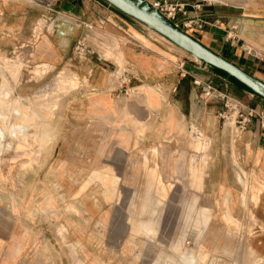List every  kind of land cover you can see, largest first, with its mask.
Instances as JSON below:
<instances>
[{
	"label": "rangeland",
	"instance_id": "obj_1",
	"mask_svg": "<svg viewBox=\"0 0 264 264\" xmlns=\"http://www.w3.org/2000/svg\"><path fill=\"white\" fill-rule=\"evenodd\" d=\"M206 2L234 8V20L243 14L242 35L264 52V0ZM42 37L28 52L0 44V264H186V257L208 264L211 253L237 254L243 264L264 259L256 188L237 159L229 173L208 169L216 144L203 129H188L164 155L157 144L144 145L132 186L124 183L126 172L121 186L119 171L94 176L76 165L82 155L74 157V169L59 170L54 153L79 124L57 121L66 120L67 99L87 83L74 68L53 69L36 56ZM116 48L120 53L118 42ZM220 178L237 185L215 186ZM231 194L240 201H229Z\"/></svg>",
	"mask_w": 264,
	"mask_h": 264
},
{
	"label": "crops",
	"instance_id": "obj_2",
	"mask_svg": "<svg viewBox=\"0 0 264 264\" xmlns=\"http://www.w3.org/2000/svg\"><path fill=\"white\" fill-rule=\"evenodd\" d=\"M179 1L185 4L186 16L201 23V27L186 31L188 34L264 81V52H258L255 39L242 35L246 31L243 14L234 20V8L206 0ZM195 1L200 2L197 8ZM38 20H43L44 29L37 27ZM136 22L141 24L98 0H0L1 46L28 52L33 49V40L37 42L44 36L35 45L36 56L53 69L64 65L74 68L79 81L87 83L67 99L70 110L66 120L57 121L79 124L73 127L76 131L68 137L66 146H58L54 153L58 169H74V157L82 155L81 163L76 165L96 171L94 176L105 172L103 175L110 177L112 170L119 171L121 186L126 172L124 183L132 186L138 180L135 172L144 145L148 148L157 144L164 155L171 150L168 144L188 129H203L216 144L211 149L213 163L208 169L229 173L237 159L256 188L253 208L262 226L258 250L264 256V132L258 118V114L264 116V98L234 84L227 75ZM86 23L92 28L85 27ZM231 27L235 30L228 31ZM79 40L93 52L78 56L73 48ZM94 42L102 44L109 57ZM115 42L121 46L120 53ZM118 60L123 62L122 68ZM119 70L128 73L125 91L118 89L115 72ZM206 82L233 92L254 111L244 130H237L233 120L221 123L223 101L217 96H203L202 84ZM67 176L71 177H62ZM214 185L232 188L237 184L220 178ZM249 197L247 194L248 202ZM239 199V194L228 196L231 202Z\"/></svg>",
	"mask_w": 264,
	"mask_h": 264
},
{
	"label": "water",
	"instance_id": "obj_3",
	"mask_svg": "<svg viewBox=\"0 0 264 264\" xmlns=\"http://www.w3.org/2000/svg\"><path fill=\"white\" fill-rule=\"evenodd\" d=\"M122 13L144 24L162 35L182 50L203 63L220 69L228 77H233L251 92L264 98V81L249 74L239 66L204 46L187 32L173 25L146 0H104Z\"/></svg>",
	"mask_w": 264,
	"mask_h": 264
},
{
	"label": "built area",
	"instance_id": "obj_4",
	"mask_svg": "<svg viewBox=\"0 0 264 264\" xmlns=\"http://www.w3.org/2000/svg\"><path fill=\"white\" fill-rule=\"evenodd\" d=\"M102 1V0H98ZM148 4L156 9L161 15L169 20L173 25L180 28L183 31H187L185 28H191L194 26L201 27L200 22H195L194 18L186 16L185 4L179 0H146ZM200 3L194 4V7H199ZM181 16H180V15ZM87 28H92L91 24H84ZM52 28V24H51ZM74 51L78 56H82L86 52H93V49L83 40H79L74 45ZM118 78V89L126 90L125 84L129 83L128 73L125 70H119L115 72ZM194 83H199L197 79H193ZM203 96H217L223 101V111L221 113L222 118H232L237 130H244L251 122L254 111L251 108L245 106L240 99L231 96L227 91L220 90L212 84L206 82L202 84ZM259 127L264 132V116L259 115ZM208 264H243L237 254H209ZM256 264H264V259L259 258Z\"/></svg>",
	"mask_w": 264,
	"mask_h": 264
},
{
	"label": "trees",
	"instance_id": "obj_5",
	"mask_svg": "<svg viewBox=\"0 0 264 264\" xmlns=\"http://www.w3.org/2000/svg\"><path fill=\"white\" fill-rule=\"evenodd\" d=\"M216 70H218L219 72H221V73H223L224 75H226V73L224 72V71H222V70H220V69H217V68H215ZM231 80H232V82L234 83V84H236V85H238V86H240V87H244V88H246V89H248L247 87H245L242 83H240L239 81H237L235 78H233V77H229ZM249 90V89H248Z\"/></svg>",
	"mask_w": 264,
	"mask_h": 264
},
{
	"label": "bare ground",
	"instance_id": "obj_6",
	"mask_svg": "<svg viewBox=\"0 0 264 264\" xmlns=\"http://www.w3.org/2000/svg\"><path fill=\"white\" fill-rule=\"evenodd\" d=\"M61 80H62V79H61ZM107 184H108V183H107ZM108 185H109V184H108ZM185 259H186V260H185L186 264H195V263H194V260H191V259L188 260V257H186Z\"/></svg>",
	"mask_w": 264,
	"mask_h": 264
}]
</instances>
